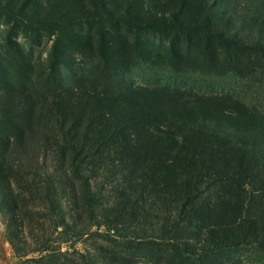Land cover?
<instances>
[{"label": "rangeland", "instance_id": "1", "mask_svg": "<svg viewBox=\"0 0 264 264\" xmlns=\"http://www.w3.org/2000/svg\"><path fill=\"white\" fill-rule=\"evenodd\" d=\"M37 3L0 0V264H88L101 247L168 264L147 258L151 247L122 243L102 226L88 228L86 214L76 223L67 209H55L36 174L53 167L44 156L53 140L50 111L58 96L117 93L124 100L134 92L144 121L153 109L163 114L181 104L192 121L264 153V0H211L222 25L236 32L232 45L218 42L209 26L179 39L173 28L141 26L118 10L106 14L95 6L81 18L62 5L54 14L30 13ZM103 46L126 56L121 68L103 66ZM231 256L234 264H264L260 251Z\"/></svg>", "mask_w": 264, "mask_h": 264}, {"label": "trees", "instance_id": "2", "mask_svg": "<svg viewBox=\"0 0 264 264\" xmlns=\"http://www.w3.org/2000/svg\"><path fill=\"white\" fill-rule=\"evenodd\" d=\"M62 5L81 18L95 6L106 14L118 10L141 26L173 28L179 39L208 26L218 42L236 39L211 0H38L30 13L54 14ZM100 53L111 70L126 62L105 46ZM138 95L57 97L49 121L53 140L44 150L53 167L36 173L55 209H67L75 222L86 214L88 228L102 226L115 240L151 247L147 258L168 264H234V252H264V206L257 203L264 195V153L192 121L181 104L163 114L153 109L144 121ZM96 250L88 264H146Z\"/></svg>", "mask_w": 264, "mask_h": 264}]
</instances>
